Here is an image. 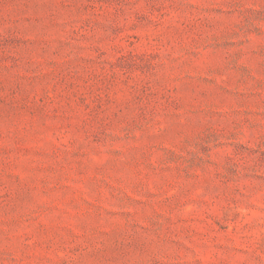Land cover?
Returning <instances> with one entry per match:
<instances>
[{
  "label": "rangeland",
  "instance_id": "1",
  "mask_svg": "<svg viewBox=\"0 0 264 264\" xmlns=\"http://www.w3.org/2000/svg\"><path fill=\"white\" fill-rule=\"evenodd\" d=\"M0 264H264V0H0Z\"/></svg>",
  "mask_w": 264,
  "mask_h": 264
}]
</instances>
